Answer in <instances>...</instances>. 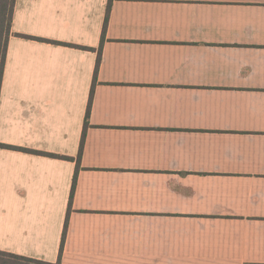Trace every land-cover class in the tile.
<instances>
[{
  "label": "crops",
  "instance_id": "0c3cea01",
  "mask_svg": "<svg viewBox=\"0 0 264 264\" xmlns=\"http://www.w3.org/2000/svg\"><path fill=\"white\" fill-rule=\"evenodd\" d=\"M0 143V250L264 264V0H15Z\"/></svg>",
  "mask_w": 264,
  "mask_h": 264
},
{
  "label": "trees",
  "instance_id": "16d2710c",
  "mask_svg": "<svg viewBox=\"0 0 264 264\" xmlns=\"http://www.w3.org/2000/svg\"><path fill=\"white\" fill-rule=\"evenodd\" d=\"M14 4H15V0H0V89H1V84H2V75H3V68L5 64V57H6L7 40L10 34V25H11L13 10H14ZM109 8H110V3H108L107 5V14H106L104 26L106 25ZM99 61H100V55L98 57V61L95 64L94 76L96 74ZM92 92H93V87L90 92L89 101H88L86 112H85L83 134L88 124V116H89L90 107H91ZM83 137L84 135L81 138L78 157L80 156L81 151H82ZM0 147H12V146L0 143ZM13 148H16V147H13ZM22 149L27 150L25 148H22ZM43 154H47V153L43 152ZM74 179H75V176H74ZM73 188H74V180L72 184V190ZM63 237H64V234H63ZM0 264H61V263L59 261L56 263H51V262H47L44 260H39V259L26 257V256L18 255L15 253L0 250Z\"/></svg>",
  "mask_w": 264,
  "mask_h": 264
}]
</instances>
